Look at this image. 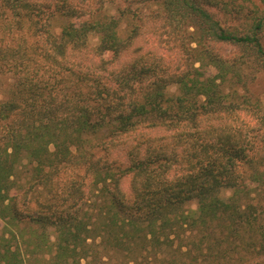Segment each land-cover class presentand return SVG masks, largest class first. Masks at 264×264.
Listing matches in <instances>:
<instances>
[{
  "label": "trees",
  "instance_id": "1",
  "mask_svg": "<svg viewBox=\"0 0 264 264\" xmlns=\"http://www.w3.org/2000/svg\"><path fill=\"white\" fill-rule=\"evenodd\" d=\"M249 70L264 0H0V264H264Z\"/></svg>",
  "mask_w": 264,
  "mask_h": 264
},
{
  "label": "rangeland",
  "instance_id": "2",
  "mask_svg": "<svg viewBox=\"0 0 264 264\" xmlns=\"http://www.w3.org/2000/svg\"><path fill=\"white\" fill-rule=\"evenodd\" d=\"M88 4H90L87 1ZM94 5V4H93ZM142 7V6H139ZM89 8V7H87ZM117 3L114 2H107L104 4L102 11H106L108 14H112L114 16L117 15ZM143 10L146 11V9L148 10H152L155 9V6H151L149 8H143ZM138 11V6L135 4H132V9H131V13L133 12H137ZM134 16V15H133ZM128 18V17H127ZM127 18H123L120 22V28H119V32L122 36H125L128 33V30L130 28V22ZM66 20L63 19L62 17H55L51 20V24H52V28L56 33H60L61 32V26L62 24L65 22ZM90 41L92 44H97L99 42V34L96 32H91L89 35ZM220 51L223 52V54L225 55V57L230 58L231 56H234L235 54H239V50L235 47L229 46V45H224L221 46ZM248 72V96H249V100L252 101L253 106L256 107V110H259V113L263 116L264 118V74L257 72L256 70H249ZM12 83V79L10 78V76H5V77H0V87L2 88V90H5L10 84ZM177 91V86L176 85H172L170 87V92H176ZM259 168L263 169L264 168V163H262L261 166H259ZM258 190L255 191L252 194V200L254 202H260V204H262L263 206V211L262 214L264 216V187H257ZM231 195V190L230 189H224L222 192V196L224 198H228ZM188 207L190 208H196L197 207V203L195 201H193L192 203L188 204ZM261 210V208H260ZM52 233V239L53 241H55V232L54 230H51ZM44 264V263H43Z\"/></svg>",
  "mask_w": 264,
  "mask_h": 264
}]
</instances>
